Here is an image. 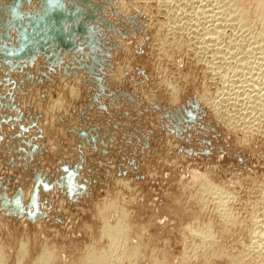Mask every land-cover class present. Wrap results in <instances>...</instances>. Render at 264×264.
<instances>
[{
    "label": "rangeland",
    "instance_id": "obj_1",
    "mask_svg": "<svg viewBox=\"0 0 264 264\" xmlns=\"http://www.w3.org/2000/svg\"><path fill=\"white\" fill-rule=\"evenodd\" d=\"M164 1L0 0V248L6 264H33L45 248L54 251L53 264H78L88 249L101 251L110 241L101 212L114 223L125 211L128 240L145 257L136 264H233L230 258L252 242L250 225L263 226L264 119L248 134L242 125L262 113L264 98L257 106L243 93L231 94L243 81L264 82L257 63L264 47H255L261 25L226 22L215 41L204 43L209 34L199 29L203 37L188 36L185 19L193 17L197 0ZM225 95L239 102H224ZM206 181L227 190L237 226L223 231ZM207 225L214 246L184 262L200 241L195 230Z\"/></svg>",
    "mask_w": 264,
    "mask_h": 264
},
{
    "label": "bare ground",
    "instance_id": "obj_2",
    "mask_svg": "<svg viewBox=\"0 0 264 264\" xmlns=\"http://www.w3.org/2000/svg\"><path fill=\"white\" fill-rule=\"evenodd\" d=\"M163 1V0H162ZM166 2H167V0H165ZM164 1V2H165ZM170 1L171 0H169V3H167L168 4V6H169V4H170ZM175 1V0H174ZM178 1V0H177ZM176 1V2H177ZM179 1H181L182 2V0H179ZM187 1V3L189 2L188 0H186ZM191 1H193V0H191ZM199 0H197L195 3H197V4H195V6H193L194 7V9H193V17H194V19H191V17H192V14L189 16L186 12V14H187V17L185 16V14H184V16H185V19L189 22H186V23H188L187 25H191V29L190 30H192V34H188V32H187V34H188V36L190 35V36H193V38H194V36H198V35H196V34H201L202 33V37H203V33H204V36H205V34H209V36H205L204 38H203V40L202 41H204V39L206 40V43L207 42H209V41H215L217 38H216V34H218V32H219V28H220V25L221 24H223V23H226V22H233V21H236V20H238L239 22H241V24H243V25H240V27L241 26H244L245 28H246V26L248 27L249 25H251V23L253 22V23H255L254 21H256V22H258L260 25H261V27H260V30L259 31H257L258 33H257V36H258V40L260 39V41L261 42H257V43H259V45L257 44V46H255V47H257L258 48V46H259V48L261 47V46H263L264 47V0H250V2L247 4L248 6H245V5H243V3L240 1V0H209L208 1V5H205L202 1H204V0H202V1H200V2H198ZM205 1H207V0H205ZM243 1V0H242ZM249 1V0H248ZM171 2H173V0L171 1ZM179 4H180V2H178ZM183 4L185 3L184 1L182 2ZM193 3V2H192ZM192 3H188V5H191ZM174 4H175V2H174ZM179 4H177V5H179ZM163 5H165V3L163 4ZM171 5V4H170ZM176 5V4H175ZM182 5V4H181ZM180 5V6H181ZM187 5V4H186ZM185 5V6H186ZM187 5V6H188ZM173 6V5H172ZM179 6V7H180ZM185 6H183V7H185ZM167 7V6H166ZM174 7V6H173ZM176 7V6H175ZM178 7V9H184V8H179ZM189 7V6H188ZM190 7H192V6H190ZM189 7V8H190ZM192 7V8H193ZM171 8V7H170ZM169 8V9H170ZM177 8V7H176ZM175 8V9H176ZM174 9V8H173ZM185 10V9H184ZM191 10V9H190ZM250 10V11H249ZM168 11V10H167ZM189 11V10H188ZM170 12H171V10H170ZM180 12V11H179ZM189 12H191V11H189ZM181 13V12H180ZM179 13V14H180ZM171 14V13H170ZM178 14V15H179ZM183 14V13H182ZM181 14V15H182ZM251 14V15H250ZM180 16V15H179ZM184 16H183V18H184ZM175 17H176V15H175ZM192 17V18H193ZM182 19V18H181ZM180 20V19H179ZM179 20L177 21V22H179ZM211 21L210 23H208V24H210L208 27H207V21ZM170 21V20H169ZM174 22H176V20L174 21ZM185 23V22H184ZM234 23V22H233ZM236 23V22H235ZM179 24L180 25H183V24H181L180 22H179ZM207 24V25H206ZM231 24V23H230ZM173 25V24H172ZM176 25V24H175ZM186 25V26H187ZM224 25V24H223ZM174 26V25H173ZM173 26H171V27H173ZM183 26H185V25H183ZM225 26V25H224ZM229 26V25H228ZM252 26V25H251ZM188 27V26H187ZM239 27V26H238ZM175 28H176V26H175ZM175 28H172V29H175ZM179 28V27H178ZM178 28H176V29H178ZM184 28H186V27H184ZM222 28V27H221ZM199 29H203V30H205L204 32L202 31V32H200L201 30H199ZM250 29V28H249ZM180 32H182V30L183 29H178ZM241 30V29H240ZM253 30V29H252ZM178 31V32H179ZM250 31V30H249ZM191 32V31H190ZM223 32V31H222ZM244 32H246V31H244ZM252 32V31H251ZM193 33H196L195 35H193ZM220 34V33H219ZM182 35H184V34H182ZM236 34H234L233 36H235ZM243 35H245V34H243ZM250 35V34H249ZM201 37V38H202ZM218 37V36H217ZM244 37V36H243ZM183 38V37H182ZM181 38V39H182ZM190 38V37H189ZM216 38V39H215ZM238 38V37H237ZM242 38V37H241ZM256 38V37H255ZM185 39V38H184ZM197 39H198V37H197ZM199 39H200V37H199ZM215 39V40H214ZM219 39V38H218ZM257 39V38H256ZM190 40H192V39H190ZM189 40V41H190ZM208 40V41H207ZM170 41V40H169ZM195 41H198V40H195ZM194 41V42H195ZM191 42H193V40L191 41ZM191 42H189V43H191ZM199 42V41H198ZM231 42V41H230ZM240 42H241V40H240ZM243 42V41H242ZM252 42H254V41H252ZM189 43H188V45H189ZM200 44H201V40H200V42H199ZM199 43H198V45H199ZM204 43H205V41H204ZM214 43V42H213ZM251 43V42H250ZM262 43V44H261ZM165 44V43H164ZM197 44V43H196ZM203 44V43H202ZM215 44V43H214ZM217 44V43H216ZM229 44V43H228ZM236 44H237V42H236ZM248 44V43H247ZM253 44V43H252ZM161 45H163V43L161 44ZM209 45H210V43H209ZM219 45V44H218ZM224 45V44H223ZM237 45H239V44H237ZM251 45V44H250ZM256 45V44H255ZM200 46V45H199ZM198 46V47H199ZM203 46H205V45H203ZM208 46V45H207ZM254 46V45H253ZM189 47H191V46H189ZM220 47V46H219ZM234 47H235V44H234ZM248 47H249V45H248ZM197 48V47H196ZM205 48H207V47H205ZM208 48H210V47H208ZM207 48V49H208ZM225 48V47H224ZM239 48V47H238ZM256 48V49H257ZM198 49H200V48H198ZM227 49V48H226ZM225 49V50H226ZM232 49V48H231ZM255 49V48H254ZM205 50V49H204ZM219 50H222L221 49V47H220V49ZM218 49H217V51H219ZM228 50V49H227ZM227 50H226V52H227ZM233 50V49H232ZM243 50V49H242ZM245 50V49H244ZM258 50H260V49H258ZM237 51H238V49H237ZM261 51V50H260ZM259 51V52H260ZM264 51V50H263ZM221 53H222V51H220ZM230 52H232V51H230ZM200 53V52H199ZM233 53V52H232ZM232 53H231V55H232ZM251 53V52H250ZM203 54V53H202ZM227 54V53H226ZM248 54H249V52H248ZM261 54V53H260ZM259 54V55H260ZM219 55V54H218ZM221 55V54H220ZM230 55V54H229ZM230 55V56H231ZM234 56V55H233ZM232 56V57H233ZM236 56V55H235ZM171 57V56H170ZM249 57H250V55H249ZM256 57H257V55H256ZM218 58H220L219 56H218ZM224 58H226L225 56H224ZM262 60L261 61H257V63L258 62H260L261 63V65L262 66H264V52L262 53ZM260 58V59H261ZM198 60V59H197ZM221 60V59H220ZM228 60V59H227ZM234 60V59H233ZM246 60V59H245ZM251 60H252V58H251ZM237 61V60H236ZM227 62H229V61H227ZM255 62V61H254ZM211 63V62H210ZM253 63V62H252ZM251 63V64H252ZM250 64V63H249ZM255 64V63H254ZM231 65V64H230ZM229 65V66H230ZM260 65V64H259ZM258 65V66H259ZM216 66V65H215ZM240 66V65H239ZM242 66H244V65H242ZM256 66H257V64H256ZM260 67V66H259ZM245 68H246V66H245ZM244 68V69H245ZM262 68V67H261ZM214 69V68H213ZM236 69H238V68H236ZM243 69V70H244ZM248 69V68H247ZM250 69V68H249ZM255 69H257V68H255ZM260 69V68H259ZM263 69V68H262ZM216 70V69H215ZM231 70V69H230ZM240 70V69H239ZM251 70V69H250ZM264 70V69H263ZM219 71V70H218ZM242 71V70H241ZM244 72V71H243ZM248 72H249V70H248ZM238 73V72H237ZM261 73H262V70H261ZM260 73V76L262 75ZM240 74V73H239ZM244 74H246V73H244ZM250 74H252L251 75V77L250 78H252L253 79V77L252 76H256L255 74H254V71L252 72H250ZM226 75V74H225ZM258 75V74H257ZM264 75V74H263ZM234 76V75H233ZM241 77V76H240ZM247 77V76H246ZM245 77V78H246ZM259 77V76H258ZM250 78H249V80H250ZM233 80V79H232ZM247 80V79H246ZM226 81V80H225ZM250 81H252V80H250ZM253 81H254V83L252 82V83H248L247 85L248 86H245L244 85V81H243V85L242 84H240L239 86H238V88L236 87V89H235V94L234 93H231V94H233V98H234V95H236V94H240L241 96H242V93L244 94V95H246V97L245 98H247V99H249L250 101H252L253 103H255V105H257V106H263V104H261V102L260 101H257L256 99H260L261 97L262 98H264V85H262L263 83H259V84H257L256 83V80H254L253 79ZM166 82V81H165ZM249 82V81H248ZM246 83V82H245ZM262 85V86H259V85ZM231 89H233V88H231ZM177 90V89H176ZM241 93H240V92ZM233 92V91H232ZM221 93V92H220ZM229 94V93H228ZM222 96V95H221ZM237 96V95H236ZM241 96H239V97H241ZM227 96L225 95V98H226ZM223 98V97H222ZM228 98V97H227ZM227 98H226V101H224V102H227ZM232 98V99H233ZM237 98V100H238V102H239V99H238V97H236ZM235 98V99H236ZM254 98V99H253ZM261 98V99H262ZM230 99H231V97H230ZM229 98H228V100H230ZM231 99V100H232ZM235 99H233V100H235ZM252 99V100H251ZM260 99V100H261ZM213 100H214V98H213ZM248 100V101H249ZM243 101H245L244 99H243ZM247 101V102H248ZM214 102V101H213ZM232 102V101H231ZM252 102H250V103H252ZM58 103H60L59 101H58ZM210 103V102H209ZM218 103V102H217ZM235 104V103H234ZM244 104V103H243ZM227 105V104H226ZM230 105H231V103H230ZM236 105V104H235ZM254 105V104H253ZM214 107V106H213ZM225 107V106H224ZM240 107V106H239ZM250 107H253L252 105L250 106ZM235 108V107H234ZM242 108V107H241ZM260 108V107H259ZM50 109V108H49ZM240 109V108H239ZM246 109H247V107H246ZM257 109V108H256ZM228 110V109H227ZM264 109H263V107L261 108V111H262V113H257L259 116H251V118H252V120H251V122H250V120L248 119V121H246V123H245V125L246 126H243L242 125V127H244V131H245V134H248V133H250V132H246V131H250L249 129H251V128H255L254 126L255 125H251V124H255L254 122L256 121V120H261L262 118L264 119V111H263ZM250 112L252 111V110H249ZM52 112V111H51ZM239 112H242V111H240L239 110ZM244 112H246L247 113V111H245L244 110ZM244 112H242V113H244ZM237 113V112H236ZM249 113V112H248ZM252 114V113H251ZM256 114V115H257ZM239 115V114H238ZM242 115V114H241ZM248 115V114H247ZM254 115V114H253ZM245 114L243 115V117L245 118ZM249 116V115H248ZM247 116V117H248ZM246 117V118H247ZM238 118V117H237ZM244 118H242V119H244ZM240 119H241V117H240ZM262 119V120H263ZM236 120V119H235ZM243 121H245V120H243ZM230 122V121H229ZM240 124H242V123H240ZM239 124V125H240ZM244 124V123H243ZM232 125V124H231ZM233 125H234V123H233ZM241 126V125H240ZM239 126V127H240ZM237 127V126H236ZM241 127V128H242ZM243 130V129H242ZM241 130V131H242ZM252 132V131H251ZM255 132H256V130H255ZM259 132V131H258ZM252 135V134H251ZM245 138V137H244ZM205 174V173H204ZM207 178V177H206ZM202 182H204L203 180H202ZM195 186V185H194ZM201 186V185H200ZM193 187V186H192ZM220 187V186H219ZM188 188V187H187ZM243 188V187H242ZM201 189V188H200ZM204 190L205 191H209V192H213L217 197H216V199H217V201H216V204H217V208H218V211H219V215H221V217H222V219H223V221L222 222H224V224H223V231L224 230H227L229 227H231V226H237V224H239L240 222V220H238V218H236L237 216L236 215H234V213L231 211V209L228 207V203H229V200L227 199V197H229L227 194H226V196H225V194H224V191L225 190H221V188L220 189H218V187L216 186V185H214V184H211V181H210V183L208 182V181H206V183H205V186H204ZM223 191V192H222ZM227 191V190H226ZM225 191V192H226ZM200 192V191H199ZM203 192H201V194H202ZM212 193V194H213ZM228 193V192H227ZM232 193V192H231ZM214 195V196H215ZM235 197V196H234ZM199 198H200V196H199ZM198 198V199H199ZM201 198H203V197H201ZM230 199V198H229ZM199 200H202V199H199ZM26 201H28V200H26ZM30 201V200H29ZM197 201V200H196ZM210 201H212V200H210ZM214 201V200H213ZM263 201V200H262ZM235 202V201H234ZM28 203V202H27ZM113 203V202H112ZM112 203L110 204V205H112ZM204 203V202H203ZM208 203V202H207ZM210 203V202H209ZM208 203V204H209ZM109 204V203H108ZM108 204H104L105 206H104V208L108 205ZM183 204V203H182ZM207 204V205H208ZM234 204V203H233ZM197 205H199L198 203H197ZM32 206V205H31ZM116 206V205H115ZM115 206H113V207H115ZM215 206V205H214ZM233 206V205H232ZM262 206H264L263 204H262ZM113 207H109V208H113ZM200 207H201V205H200ZM109 208H106L108 211H110L111 212V210H109ZM115 208H117V207H115ZM114 208V209H115ZM122 208V207H121ZM208 208V207H207ZM106 209H104L105 211H106ZM210 209V208H209ZM208 209V210H209ZM236 209V208H235ZM255 209V208H254ZM101 210H102V208H101ZM104 210H102V211H104ZM120 210V209H119ZM212 211V210H211ZM216 211V210H215ZM259 211V210H258ZM261 211V210H260ZM100 212V211H99ZM107 212V211H106ZM120 213H119V216L115 219V222L114 223H110L109 221H108V218H107V216H108V214H107V216L104 214V212H101L102 214V216H103V220H104V223H103V229H102V232H103V234L104 235H107L109 238H110V241H109V243H108V245H106V243L104 244V245H106V247L105 248H103V246H102V248L103 249H101V251H98V250H91V249H88L89 251L86 253V255L85 254H83V255H85V256H83V258L79 261V263L78 264H113V262L115 261V263H116V261L118 262H121V260L123 259V258H125V259H128V260H130L129 262V264H136L137 262L136 261H139V258L141 257L142 258V260H143V258H145L144 257V255H143V257H142V255L140 254L141 252V250H139V247H138V245L137 244H133V243H130V241L128 240V234H129V231H130V228H129V225L125 222V220H127L125 217H127L126 216V213H124L122 210L121 211H119ZM115 213H116V211H115ZM258 213V212H257ZM110 214V213H109ZM252 214H253V212H252ZM264 215V214H263ZM253 216V215H252ZM257 216V215H256ZM239 217V216H238ZM254 217V216H253ZM258 217V216H257ZM239 218H241V216L239 217ZM198 219V218H197ZM219 219H221L220 217H219ZM211 220H212V218H211ZM254 220V219H253ZM257 220V219H256ZM250 221H251V219H250ZM211 222V221H210ZM263 222V221H262ZM205 223V222H204ZM255 222H253V224H254ZM259 222H257V225H250V227L248 228V233L250 234V238H251V244L249 245V248L247 249L246 248V250H244V252L242 251V254H238L237 253V255L235 254L233 257H231L230 258V256L228 257V258H230L231 259V261L230 262H232L233 264H250L251 262L250 261H252V260H254L255 262H259V263H261V264H264V223H263V226H261V227H259L258 225L261 223H259ZM211 224V223H210ZM222 224V223H221ZM262 224V223H261ZM216 225V224H215ZM208 226V225H207ZM221 226V225H220ZM246 227V226H245ZM190 228V227H189ZM193 228V227H192ZM235 228V227H234ZM145 229V228H144ZM186 229V228H185ZM202 228H200V230L199 231H197V230H195V232H194V234L199 238V240L200 241H198L197 243H195V244H191L192 246H191V251H192V253H188L187 254V256L186 255H184L185 257H183L184 258V262H185V260L187 261V260H191V258H193V257H196V255H197V252H199V251H203V249L204 248H208V247H211V246H214V244H215V237H214V234H213V232H212V230H211V226L209 225L207 228H203L202 230H201ZM213 229V228H212ZM194 230V229H193ZM142 231V230H141ZM233 231V230H232ZM189 232V231H188ZM240 232V231H239ZM244 232V231H243ZM246 232V231H245ZM191 233H192V235H193V232L191 231ZM224 233V232H223ZM222 234V233H221ZM226 234V233H225ZM244 234V233H243ZM103 235V236H104ZM220 235V234H219ZM184 236V235H183ZM188 236V235H187ZM185 237V236H184ZM220 237V236H219ZM217 240V239H216ZM185 241V240H184ZM24 242V241H23ZM136 243V242H135ZM187 243V242H186ZM101 244V243H100ZM139 244V243H138ZM23 245L24 246H22V249L20 248V250H21V254H22V257H24L26 254H27V249H26V247H25V244L23 243ZM247 245V244H246ZM245 246V245H244ZM97 247V246H96ZM145 247V246H144ZM190 247V246H189ZM55 248V247H54ZM206 248V249H207ZM221 248V247H220ZM156 249V248H155ZM160 249V248H159ZM205 249V250H206ZM210 249V248H209ZM216 249V248H215ZM213 250V249H212ZM53 252L54 251H52V250H46V248L42 251V253L40 254V255H38V257L33 261V264H53V261L54 260H56V256H54V254H53ZM144 252V251H143ZM187 252V251H186ZM185 252V253H186ZM217 252V251H216ZM241 252V251H240ZM85 253V252H84ZM146 253V252H145ZM184 253V254H185ZM204 253V252H203ZM206 254H207V252H205ZM213 253H214V251H213ZM156 254V253H155ZM200 254H202V253H200ZM199 254V255H200ZM223 254V253H222ZM233 254V253H232ZM57 255V254H56ZM210 255V254H209ZM226 255V254H225ZM206 255H204V257H205ZM226 256H228V255H226ZM232 256V255H231ZM236 256V257H235ZM18 257V256H17ZM20 257V256H19ZM114 257H115V259H114ZM198 257V256H197ZM21 258V257H20ZM20 258H19V262H20ZM205 258H208V256L207 257H205ZM227 258V257H226ZM155 259H157V258H155ZM75 260H77L76 258H75ZM141 260V259H140ZM196 260V259H195ZM207 260V259H206ZM210 260V259H209ZM208 260V261H209ZM204 261V260H203ZM73 262V261H72ZM118 262V263H119ZM168 262V261H167ZM207 263V262H206ZM0 264H6V258L4 257V254H3V251H2V249L0 248ZM152 264H166L165 262H163V261H159L158 259L157 260H153L152 261Z\"/></svg>",
    "mask_w": 264,
    "mask_h": 264
}]
</instances>
